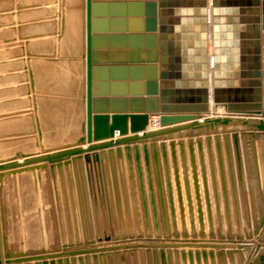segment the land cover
<instances>
[{
  "label": "water",
  "instance_id": "water-1",
  "mask_svg": "<svg viewBox=\"0 0 264 264\" xmlns=\"http://www.w3.org/2000/svg\"><path fill=\"white\" fill-rule=\"evenodd\" d=\"M0 264H264V0H0Z\"/></svg>",
  "mask_w": 264,
  "mask_h": 264
},
{
  "label": "crops",
  "instance_id": "crops-1",
  "mask_svg": "<svg viewBox=\"0 0 264 264\" xmlns=\"http://www.w3.org/2000/svg\"><path fill=\"white\" fill-rule=\"evenodd\" d=\"M181 1V0H178ZM187 1H192V2H196L197 0H185ZM179 7H176L175 5L172 6H166L165 8H163L162 10L166 12V14L170 13V11H173L175 9H177ZM158 10L160 8H157ZM135 11H138L136 9H129L124 8L122 9V7H116L115 8V19L120 18V14L121 13H126L129 14V16L127 15V18H134V19H140L141 23L136 22V23H131L130 26H127V28H134L138 25H142L143 26V20H144V16H135L133 13H135ZM142 13H144V9L141 10ZM132 13V14H130ZM167 17V15L165 16ZM260 25H261V20H260ZM193 26H197V25H193ZM115 27L118 28V23L116 25L115 23ZM170 32H169V25L165 24V31L162 33V37L159 36V32H156V40H155V47L152 48L151 46L147 45L146 42V38L143 39L142 43L139 45H131L129 43V40L127 39V41L125 43H121L118 40H115L114 43L112 45L108 44L107 48L103 49L106 51V57L105 60L107 62V65H113L114 67H119L120 65H124L127 64L129 65V63L131 62H136V61H146L148 59H151L149 51H153L154 52V56L155 59H157V62H159L160 59H163L165 61V63L167 64L169 61H175L178 60L179 57H181V59H187V60H191L193 62H197L200 61L202 59V51L201 48L199 47V45H194L192 46V49L187 52V53H179V51L175 50L174 45H171L170 43ZM39 45H33L34 48H37ZM261 47L262 43H261ZM212 52V45L210 42H207V45L205 47V54L210 55ZM124 63V64H123ZM167 66V65H166ZM165 66V69H166ZM166 71V70H165ZM133 71H122L120 69H114L113 71H108V75H112L115 80L114 81H119L120 78L125 77V79H131L134 77H140L141 75L143 76V78H145L146 75V70H144L143 72H141L140 74H133L131 73ZM5 73V72H3ZM140 73V72H139ZM4 76V75H3ZM130 81V80H129ZM122 87H120L118 84L114 85V91H120ZM211 88H209L208 91V95H209V99L211 100ZM174 97V99H178L177 97H179L182 103H184V101L189 97L192 96L193 98L197 97V102H193V104H197L200 105L201 101H200V96L201 93L200 92H180V93H173L172 95ZM209 100L208 102V109L211 112H216V113H223L224 108L223 106H218L216 109L219 110L217 111L214 107H213V103ZM179 101V102H180ZM186 102V101H185ZM187 104V103H184ZM154 116L150 117V120H152ZM157 120V117H154ZM151 124V123H150Z\"/></svg>",
  "mask_w": 264,
  "mask_h": 264
},
{
  "label": "bare ground",
  "instance_id": "bare-ground-1",
  "mask_svg": "<svg viewBox=\"0 0 264 264\" xmlns=\"http://www.w3.org/2000/svg\"><path fill=\"white\" fill-rule=\"evenodd\" d=\"M217 110V109H216ZM217 111H219V110H217ZM155 117V116H154ZM152 118V120H151V124L149 125V128H154V127H156L157 126V120L155 119V118Z\"/></svg>",
  "mask_w": 264,
  "mask_h": 264
}]
</instances>
